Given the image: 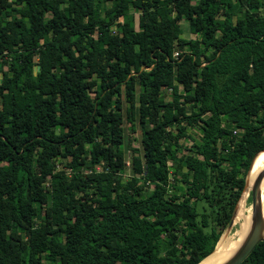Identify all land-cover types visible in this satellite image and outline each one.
Listing matches in <instances>:
<instances>
[{
	"label": "trees",
	"instance_id": "1",
	"mask_svg": "<svg viewBox=\"0 0 264 264\" xmlns=\"http://www.w3.org/2000/svg\"><path fill=\"white\" fill-rule=\"evenodd\" d=\"M263 4L0 0V264L211 251L264 149ZM238 264H264V238Z\"/></svg>",
	"mask_w": 264,
	"mask_h": 264
},
{
	"label": "water",
	"instance_id": "2",
	"mask_svg": "<svg viewBox=\"0 0 264 264\" xmlns=\"http://www.w3.org/2000/svg\"><path fill=\"white\" fill-rule=\"evenodd\" d=\"M260 151H264V149H259L255 151L251 156L246 175L250 172L254 159L256 158V156ZM246 175L244 179V186L247 183ZM263 175H264V166L258 169V171L253 176L249 186L248 191L250 195L251 214H250L249 224L244 233V236L242 237L238 245L228 255H226L223 258H217V260L216 259L213 260L210 264H238L248 255V253L251 251L254 245L264 238V219L261 211V191H260V182L263 178ZM234 212H235V207L233 209L232 216ZM232 216L228 224H231ZM221 233L216 239L211 251H209L206 255L200 258L195 264H199L201 260H203L206 256H208L215 250L218 244L217 242L219 241V238L221 236Z\"/></svg>",
	"mask_w": 264,
	"mask_h": 264
},
{
	"label": "bare ground",
	"instance_id": "3",
	"mask_svg": "<svg viewBox=\"0 0 264 264\" xmlns=\"http://www.w3.org/2000/svg\"><path fill=\"white\" fill-rule=\"evenodd\" d=\"M264 166V151H260L256 158L254 159L252 168L247 176V183L245 185V190L239 199L237 205L235 206L234 217L231 224H235L234 230L227 234L226 236L219 239L215 250L206 256L199 264H210L213 260L217 258H223L228 255L241 241L244 233L248 227L250 214H251V205H248L245 202L246 195L249 190L250 183L252 181L255 173ZM260 191H261V211L264 219V175L260 182Z\"/></svg>",
	"mask_w": 264,
	"mask_h": 264
},
{
	"label": "rangeland",
	"instance_id": "4",
	"mask_svg": "<svg viewBox=\"0 0 264 264\" xmlns=\"http://www.w3.org/2000/svg\"><path fill=\"white\" fill-rule=\"evenodd\" d=\"M260 10H262L264 12V4L260 8ZM126 11L130 14V16H132L131 19L133 20V24L136 27L137 26V24H136L137 23L136 22L137 12L135 10H133L132 8H128ZM23 13L27 14L28 11L26 9H23ZM179 25L182 28V33L181 34L184 35V36L189 37L190 40L193 41L194 37H195V34L194 33H190L188 31L187 21L185 19H181V20H179ZM125 116H126L125 112H123V122H122L123 141H122V144H121V147H120V150L123 152V154L125 156V169H124V173L122 175L124 180L128 179V177H129V175L131 173L130 162H129V146H135L137 148V151L139 153L141 152V145H140V141H139L140 134H139V131H138V120H137L136 108H134L132 117L130 119L128 117L126 118ZM188 133L191 134L194 138H197L196 135L199 134V130L194 128V127L193 128L189 127L188 128ZM180 139L183 140L184 138H180ZM63 160H64V158L60 159V161H63ZM60 163L61 162L57 161V166H60L61 165ZM247 176H248V174L246 175V179H247ZM245 202L248 205H250L249 191H248V193L246 195ZM234 227H235V224H227L222 229V232L226 231L222 235V237L226 236L227 234H230L234 230ZM222 237H220V239Z\"/></svg>",
	"mask_w": 264,
	"mask_h": 264
},
{
	"label": "built area",
	"instance_id": "5",
	"mask_svg": "<svg viewBox=\"0 0 264 264\" xmlns=\"http://www.w3.org/2000/svg\"><path fill=\"white\" fill-rule=\"evenodd\" d=\"M174 54L176 55V52H174Z\"/></svg>",
	"mask_w": 264,
	"mask_h": 264
}]
</instances>
